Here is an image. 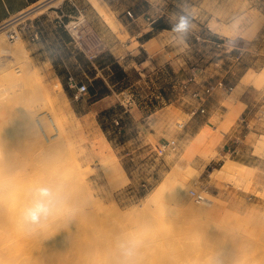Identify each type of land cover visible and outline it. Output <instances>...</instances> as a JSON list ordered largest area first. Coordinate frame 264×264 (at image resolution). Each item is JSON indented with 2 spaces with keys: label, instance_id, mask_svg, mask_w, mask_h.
Here are the masks:
<instances>
[{
  "label": "rangeland",
  "instance_id": "1",
  "mask_svg": "<svg viewBox=\"0 0 264 264\" xmlns=\"http://www.w3.org/2000/svg\"><path fill=\"white\" fill-rule=\"evenodd\" d=\"M63 1L45 3L6 26L11 28L6 45L16 43L11 34L20 35L26 51L19 56L0 51V111L10 115L2 119L13 113L16 123L22 111L36 105L39 111L56 112L70 136L59 149L42 152L33 139L22 140L23 134L15 136L17 145L8 141L11 128L5 122L0 126V157L9 163L0 166V225L8 224L13 207L21 208L29 196L24 189L33 191L42 170L72 178L65 192L76 199L65 203L49 225L93 208L82 217L97 231L92 243L109 244L99 251L103 264L157 262L181 246L184 257L213 249L264 253V121L253 119L251 129H245L241 118L249 107L239 101L244 86H250L256 90L254 103H260L255 110L264 108V0H118L119 9H99L117 36L101 23L102 45L94 44L84 14L66 19L51 9ZM182 16L188 28L176 31ZM41 49L47 54L35 60L33 52ZM220 81L233 89L220 87ZM75 82L88 86L79 99ZM208 86L215 88L205 94ZM213 95L223 101L220 115L210 117L218 106ZM114 160L124 168L119 185L108 172ZM227 162L239 170L222 173ZM183 180L191 187L192 203L203 204L192 196L194 189L222 201L229 211L217 221L184 227L172 197L173 186ZM85 183L95 205L79 190ZM16 189L23 195L13 200ZM230 217L239 223H226ZM22 218L24 224L30 221L26 214ZM120 222L140 227L134 230L139 233L132 230L128 236ZM147 226H152L148 233ZM36 227L41 233L43 223ZM141 230L146 234L141 236ZM173 230L186 236L178 240L181 244Z\"/></svg>",
  "mask_w": 264,
  "mask_h": 264
},
{
  "label": "bare ground",
  "instance_id": "2",
  "mask_svg": "<svg viewBox=\"0 0 264 264\" xmlns=\"http://www.w3.org/2000/svg\"><path fill=\"white\" fill-rule=\"evenodd\" d=\"M10 30L11 28L6 27V26L0 28V51L4 52L7 55L19 56L23 54L24 51H26V48L23 44V41L20 35L17 36V35L11 34L12 38L15 37L16 43L13 45H6V35L9 34ZM3 98L5 99V97ZM3 98H1V100ZM5 107H7L6 104H5ZM37 109L38 107L36 105H32V107L29 110L22 111L20 113V116L17 117L16 123H13L15 119L13 113H12V117H9L7 120H3L2 115L4 116L3 118L8 117L10 115H7L3 111H0V114H1L0 115V126L5 122L6 127L11 128V131H12V134L9 135V137H7L9 140L8 139L6 140L8 141L12 140L10 142H13L16 144L18 138L15 136L18 134H23L25 137L22 138V140H24L26 137H29L28 138L29 140L33 139V144L36 143L37 148L42 152L48 151V150L53 151V150L59 149L61 144H63V142H67L69 140V136H70L68 128L64 124V120L54 111L44 112L43 110L39 111V109L37 111ZM11 112L12 111H10L8 114H10ZM18 130H20L22 133L20 132L16 133ZM25 140L27 141V139ZM29 140L27 143L30 142ZM21 143H23V141ZM16 145H15V148L24 147L23 144L22 145L19 144V146H16ZM16 158L17 157H15L13 161H16L17 160ZM7 162L8 161H6L4 157H0L1 167H4L2 166L4 164L8 165L9 163ZM241 167L239 165L240 169ZM108 170H109L108 172L110 174V178L112 179V182L118 185L121 184L122 177L120 176L122 175V173H124V168L116 160H114V164H112L111 168ZM237 170L239 169L237 168V165L234 164V162H229V163L227 162L220 171L224 174H227V173L233 174V173H236ZM37 175L39 177V180L36 181V185L34 186L33 191L29 193V191L26 192L27 191L26 188L24 189L26 191L23 190L25 193H28L29 196L25 199V201L21 203L23 204L21 208L20 206L18 208L17 207L18 205H17L15 209L13 207V204L11 203L13 202V200H15L18 197L17 194L20 193L19 196L23 195L21 194V191L16 193L17 189L14 190L16 194L15 195L12 194L13 200H9L11 201L10 202L11 204H9V201H8V205L13 207V209L10 212L11 213L9 215L10 218H8L7 220L9 221L8 224L6 223V224L0 225V229H1V232H0V264H103L102 262L103 259L99 255V251L103 250V248H106L107 245L109 244H104L99 241L96 243L95 242L92 243L91 237L97 231L93 233L95 229L88 228L89 226L88 221L82 217L84 215H87L93 212L94 211L93 208H90L89 210L82 209L78 215L72 214V216L70 217L69 216L60 217L59 219H57L55 226L49 225L51 219H54L56 215L61 214V208L65 203L69 205H73L76 201L75 196L67 195V192H65L67 187L71 185L72 178H68L65 175L64 176L51 175L50 172L42 173V170H40L37 173ZM12 178H15V180L17 179L16 177H12ZM24 178L25 179L23 180L25 182L23 184L28 182V180L26 179L27 177L25 176ZM6 180L8 179L6 178L4 182ZM19 180L21 181V179ZM184 180L177 182L173 186V193H172L173 194L172 197H174V199L177 201L178 206L180 208L179 214H181L180 215L181 218L180 217L179 218L184 227L186 226V228L188 229L193 228L195 225H197L196 224L197 222L199 224L202 220H206V221L209 220L212 222L217 221L218 218L222 216L223 212L229 211L226 209L227 207L222 206L225 203H222V201L220 200L217 201L215 198L211 197L210 194L208 195V194H205L204 192H203L204 194L203 193L202 194L205 197V199L202 205H195L194 203H192L191 198H190L191 194L190 195L188 194V190L191 189V187L188 189L187 188L188 182L186 184ZM8 181L6 183V186L8 184ZM22 181L20 182L21 184H22ZM11 182L12 181H10V183ZM16 182L18 183L19 181H16ZM16 182H15V185H16ZM29 183L30 184H28L27 186L32 185L31 183L33 182L29 181ZM13 184L14 183L10 185L13 187ZM23 184L21 185V187L17 185L18 188L21 189L24 186ZM84 185H85V188L80 187L79 190L82 189L81 190L82 192H87L86 190H87V187L89 186L87 183H85ZM40 188H47L49 192L51 193V196L49 198L39 197L38 189ZM10 192L8 189V193ZM86 194L88 195L89 199H91V203H93L92 205H95L96 201L94 200L93 196L88 192ZM12 195H9V197ZM21 198L23 199V197ZM19 199L20 198H18L16 201L18 202L22 200V199L20 200ZM41 199L50 200L48 213L41 214L40 218L35 222L30 220L28 224H24V222L22 221L23 219L22 216L25 215L27 211H29V207H30L29 205L32 202L35 203ZM15 204L17 203L15 202ZM70 211H73V207L70 208ZM72 213H74V211ZM226 221H227L226 223L231 224V225H236L237 223H239V219L237 217H230V219H227ZM9 223L11 225H9ZM40 223H43V227H42L43 230L41 233H37L36 225ZM115 223L118 224L119 222L115 221ZM120 223L121 225H119V228H121L122 230L124 228L128 236L130 235L129 232H131V235L133 233H139L137 232L139 230H137L136 232L134 231L135 229H139L140 228L139 226H138L139 228L134 229L133 226L130 228V226L133 225V223L131 225L124 223V222H120ZM117 224H115V228ZM24 225H26V229H24L23 227ZM30 225L32 226L29 227ZM11 229H13L14 231ZM28 229H31L32 235L28 234L27 232ZM8 230L11 231V233H9ZM132 230L134 231L133 233H132ZM145 230H147V233L150 232L152 230V226L145 227ZM142 232L146 234V231L141 230L140 235ZM173 233H174L173 235H175L174 238L176 237L177 239L176 242H178V240H184V238H186V236L182 232H180V230L178 231L173 230ZM65 235H67L66 238H65ZM141 236H143V234ZM62 237H64L63 243L61 245L57 244V242ZM87 241L91 242L90 246L86 245ZM178 246H181V245H178ZM178 246L176 244V248ZM182 247L183 246H181V248H177L178 251H176V254H171V255L164 254L163 256L164 258L158 260L157 262L153 259H150V260L143 261L142 264H264V253H260L257 250L252 251L249 255H246V252L240 253L241 252L240 248H237V250H235L232 253H230V251L226 253L222 249L221 250L213 249L202 255L199 252L195 251L184 257V255H180L181 253H183ZM179 250L180 251L182 250V251L178 253ZM115 264H123V261H116Z\"/></svg>",
  "mask_w": 264,
  "mask_h": 264
},
{
  "label": "crops",
  "instance_id": "3",
  "mask_svg": "<svg viewBox=\"0 0 264 264\" xmlns=\"http://www.w3.org/2000/svg\"><path fill=\"white\" fill-rule=\"evenodd\" d=\"M53 1L55 0H0V28L9 25L12 21L24 15L25 13H29L30 11L37 9L45 3ZM119 2L120 1L118 0H64L61 5L53 6L51 9H57L54 11L58 14V16H60V18L63 16L66 19L80 18L81 15L84 14L88 21L87 29L94 32V35L91 37L94 44L102 45L103 37L101 23L105 22L106 29L110 31L111 35H114L115 39H117V36L116 34H113L112 25L106 21L99 9H119ZM41 35L43 38L45 37L44 31L42 30ZM75 39L77 41L80 40L76 37ZM41 46H43V44H41ZM45 54H47V51L41 49L40 52H37V54L36 52H33L32 57L35 60H39V58L35 57H40L41 55ZM61 56L63 57L61 58L64 60V55L61 54ZM45 59L52 60L51 58L47 57ZM254 91L256 90L250 91V86H244L243 92L239 96V101L245 104L246 108L249 107V112L247 115L250 116V114H252V117L257 114L255 110L257 108L256 106H259L260 108V103H254V99L252 98ZM245 94L247 96H244ZM213 97V99L216 101L215 103H217L218 106L217 108H214V112L210 117H215L217 114L220 115L219 108L221 107L223 101V98H219L218 95H213ZM259 121H264V119H259Z\"/></svg>",
  "mask_w": 264,
  "mask_h": 264
},
{
  "label": "built area",
  "instance_id": "4",
  "mask_svg": "<svg viewBox=\"0 0 264 264\" xmlns=\"http://www.w3.org/2000/svg\"><path fill=\"white\" fill-rule=\"evenodd\" d=\"M128 13L133 16V13L132 11H128ZM149 20H151V22H155V19H151L150 17H148ZM15 35V34H13ZM73 87L76 88V92H75V98L76 99H79L81 98V96L86 93L88 91V86L86 84H82V85H79L78 83H73L72 84ZM219 86L220 87H224V88H228V89H233V87H227L225 85V83L223 81H220L219 82ZM215 86H208L206 89H205V94H208V93H211L213 90H214ZM196 95L198 96H203V93L200 92V91H197L196 92ZM202 111H205V108L203 107L202 108ZM257 113L259 112V114H256L255 116L251 117L249 115H244L242 118H241V125H243V127L247 130H250L253 123H252V120L253 119H264V108L262 109H259L258 111H256ZM240 141V139H239ZM238 148L235 147L234 148V152L237 151ZM192 196L195 198V200L198 202V203H203L205 197L203 196V194L199 191H196V190H192Z\"/></svg>",
  "mask_w": 264,
  "mask_h": 264
},
{
  "label": "clouds",
  "instance_id": "5",
  "mask_svg": "<svg viewBox=\"0 0 264 264\" xmlns=\"http://www.w3.org/2000/svg\"><path fill=\"white\" fill-rule=\"evenodd\" d=\"M188 28V20L186 17H181L179 24H177L174 28L176 31H186ZM38 195L41 198H49L51 196V193L47 188H40L38 189ZM49 204L50 200L49 199H41L38 200L35 203L34 208L30 209L26 213V217L33 222L37 221L40 218L41 214H47L49 211Z\"/></svg>",
  "mask_w": 264,
  "mask_h": 264
}]
</instances>
